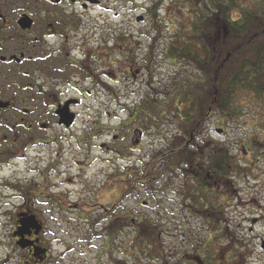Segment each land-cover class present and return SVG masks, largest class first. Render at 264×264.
Returning <instances> with one entry per match:
<instances>
[{"label": "flooded vegetation", "instance_id": "obj_1", "mask_svg": "<svg viewBox=\"0 0 264 264\" xmlns=\"http://www.w3.org/2000/svg\"><path fill=\"white\" fill-rule=\"evenodd\" d=\"M261 9L0 0V264H264V131L235 157L194 64ZM251 205L232 239L229 210Z\"/></svg>", "mask_w": 264, "mask_h": 264}, {"label": "trees", "instance_id": "obj_2", "mask_svg": "<svg viewBox=\"0 0 264 264\" xmlns=\"http://www.w3.org/2000/svg\"><path fill=\"white\" fill-rule=\"evenodd\" d=\"M260 18L232 30L227 42L226 56H196L195 66L203 74L204 95L211 103L213 112H227L228 123L247 121L264 111V0H261ZM251 14L252 11H249ZM197 38L204 34L196 31ZM189 59L190 57H185ZM191 62H186L190 65ZM264 131V122L255 118Z\"/></svg>", "mask_w": 264, "mask_h": 264}, {"label": "rangeland", "instance_id": "obj_3", "mask_svg": "<svg viewBox=\"0 0 264 264\" xmlns=\"http://www.w3.org/2000/svg\"><path fill=\"white\" fill-rule=\"evenodd\" d=\"M148 24H146L145 26H140L137 27L133 24V30L134 31H145L148 28ZM258 113V115H254L252 117V119L250 118H245L246 123H241L242 121H235V122H231L227 124V130H228V141H229V145H230V149L233 151V155L236 157V146L240 143L239 141L246 136L247 134L252 135L254 133V129L256 128V126H252V123H257L255 121V118L259 119L260 121L264 122V111H260V112H255ZM212 126H214V123L212 122ZM85 152L84 155L81 154V152ZM88 149L85 147H79L77 149H72L69 150V155H68V161L69 163L72 160H82L84 157L88 158V165L90 164V162L93 161V157L96 156L95 150L90 149L88 152ZM93 168H95V165L92 166ZM69 173L75 174L76 171L74 170V168L72 170H68ZM264 177L259 181L262 183V186L264 185L263 182ZM260 183V184H261ZM245 193V192H244ZM256 199L259 202H264V187H261L260 190L257 192L256 194ZM248 204H246L247 206ZM258 214V209H256V207L254 205H251L249 207H245L243 208H239L236 209V207H234L233 209L229 210L228 213V218L231 220V222H229V234L230 237L232 239H238L240 236L245 235V232H241L242 229L244 228L243 226V220H245L246 218H248L250 215H255ZM90 220L92 219V217L89 218ZM240 225V227L238 228L237 226ZM257 232H262V229H256Z\"/></svg>", "mask_w": 264, "mask_h": 264}]
</instances>
